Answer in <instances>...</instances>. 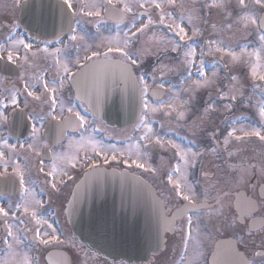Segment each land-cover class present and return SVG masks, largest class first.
Instances as JSON below:
<instances>
[{"label":"snow or ice","instance_id":"6c2138e0","mask_svg":"<svg viewBox=\"0 0 264 264\" xmlns=\"http://www.w3.org/2000/svg\"><path fill=\"white\" fill-rule=\"evenodd\" d=\"M63 3L73 17L78 13L86 17H99L103 10L106 13L117 14L121 22L124 21L126 14L133 12L134 7L144 10L140 15L146 16V21L139 20L138 15L134 14L127 30L106 38L97 45V50L92 51L91 56H85L84 59L91 62L94 58L99 60L103 57V63L92 65L94 81H98L100 76L107 74L110 69H118L120 76L126 82H130L134 87L139 86L142 107L137 127L145 129L139 139L147 143L135 145L136 151L125 157L123 162L128 164L130 160L131 165H135L136 168L157 174L160 168L153 167L147 162L150 155L157 153H150L149 150L172 152V157L167 162L168 166L162 172V180L166 179L165 186L169 188L170 194L184 202L174 214L181 220L180 226L175 230L180 235L183 249L180 264H199L196 257L201 254L200 237L212 238L213 232L224 230L231 232V238L224 242L229 253L227 264H264V234L260 235L257 244L251 228L255 219H252L248 225L244 223L246 214L253 216L257 207L264 205V152L251 158L245 155L246 146L253 138L264 145V98L254 106L258 117L256 126L250 125L247 129L244 127L237 129L234 125L240 118L236 117L225 121L226 134L218 135V129L210 130L207 127L219 107H222L225 112H232L237 104L251 105V98L244 95L240 78L233 74V66L248 65L252 80L258 81L253 84V88L260 89L264 93V71H258L261 68L260 54L264 52V0H234V3L233 0H131V2H124L120 8H116L113 0H106L110 7L84 3L81 0L79 9H75L71 0H63ZM137 21H139L138 24ZM76 23L79 24L80 21L77 20ZM160 26H163V35H158L157 29ZM69 31L72 33L69 41L83 39L82 36L78 37L75 27L69 26ZM167 33H173L175 38L169 37ZM236 34H241L245 38L255 36L260 45L259 48L248 51L244 45H234L230 37ZM197 36L205 38L203 46L199 49V56H197V49L189 42L192 37ZM20 47L26 50L22 60L19 55ZM32 47L23 39L14 41L7 49V62L19 64L21 69H24L25 65L28 68L38 67L37 61L41 58L51 59L53 67L57 68L58 72H63L64 75L52 84L43 79L42 74H33L36 83H30L28 79H25L24 70L20 74V79L24 81L23 91L27 97L43 104L50 102L49 115L56 120L57 116L54 112L58 104L57 92L63 89L66 81L70 84L75 83L76 77L81 73L79 71L72 73L68 61L65 60L62 63L61 49L49 51L47 47L43 49L37 47L36 51H31ZM102 47L106 51L101 52ZM237 47L239 51L236 50ZM2 51H5V48L0 45V52ZM27 52H31V56ZM170 53L176 54L174 60L170 57ZM114 54L118 58L110 59ZM217 55L219 60H213L214 67L209 75L204 57ZM149 56L155 57V62L151 65V85L146 79L147 74L143 72L144 59ZM252 57H255V60L251 59ZM165 60L169 63H165ZM217 65H222L227 71L223 77V83H220ZM80 67L88 68L89 65L84 64ZM168 73L179 75L180 86L173 88L169 85L167 89L169 96L165 101L159 97L163 95L164 77ZM37 84L43 89L41 95H37L34 90ZM213 88L216 89V98L213 99L210 96L202 109L194 111L192 101L196 99L197 94L201 90ZM150 98L153 100L151 105ZM9 105L14 109L20 108L18 92L15 89L0 99V107L7 108ZM61 108L63 111L62 105ZM67 112L69 115L63 117L64 122H77V128L85 127L84 116L71 106L67 108ZM149 112H162L170 122L175 121L177 127H187L193 139L187 144H181L161 136L146 122ZM4 121H7V117L0 112V122ZM161 126L163 127V124ZM201 134L207 141L204 147L197 145L195 139ZM36 135L37 129L33 127L34 140ZM81 142L91 145L96 157H100L103 152L102 158L105 163H108L109 150L113 153L111 159L117 160L118 150L114 147L106 149L94 141L85 142L83 136ZM3 143L10 152L15 151L16 145H7L6 141ZM20 147L24 148V144H20ZM27 148L35 155H40L35 143H29ZM119 151L123 152V150ZM6 155L8 154L0 151V164H3L5 169L8 167ZM8 159L11 160V156H8ZM89 159L93 157L86 156L84 162L86 163ZM161 159L163 160V157ZM77 163L76 157L56 155L49 171H45L42 159L38 171L44 175L45 183L50 186L53 193H57L61 190L59 185L63 183V180L57 177L68 176V172L62 168V165L75 168ZM91 167L95 168L96 165L92 164ZM12 168L19 176L20 187L23 189L25 179L19 171V164L12 161ZM68 178L71 179L70 176ZM197 185H200V192H197ZM242 187L253 192L257 198L244 196L238 190ZM234 191L236 197L234 203L238 214L229 219L227 210L230 209L229 201ZM213 193L215 195H212ZM40 204L41 201L33 196L31 201L17 203L14 209L11 206L7 209L0 206V218H3L2 222L6 230L4 243L10 253L19 255L14 252L13 243L18 244L20 241L14 235L9 221L20 213L30 217V220L37 225L35 229L26 230L34 232V240L39 245L46 246L54 242H62L56 235V229L39 216L36 209ZM190 212L195 214V220L193 215L189 214ZM20 223H24V220L21 219ZM41 225H47L51 232L42 231ZM7 237H12V242ZM190 248L194 249V256L188 260ZM0 264H7V262H0ZM18 264H36V262L27 254H23Z\"/></svg>","mask_w":264,"mask_h":264},{"label":"flooded vegetation","instance_id":"af4514ba","mask_svg":"<svg viewBox=\"0 0 264 264\" xmlns=\"http://www.w3.org/2000/svg\"><path fill=\"white\" fill-rule=\"evenodd\" d=\"M21 0H0V45H3L5 48V51L0 52V58L2 60H7V49L13 44L14 41L20 40L21 38H16L14 36L6 35L8 32L11 31L12 28L17 26L18 19H17V11L19 8V3ZM96 4L102 5L103 7H107L106 0H96ZM114 4V3H113ZM115 5V4H114ZM76 9H79L76 7ZM101 15L99 17H86L81 14H77L73 18V26L74 27H80V28H86L90 27L88 30L89 32H92L95 30L98 26H105L109 23L105 18ZM138 10H133V12H130L126 14V18L124 19V22H128L132 19L134 14L137 13ZM79 20L80 23L77 24L76 21ZM99 20L100 22L97 23L96 21ZM2 38H4L2 40ZM29 44H31L32 50L37 49V47L43 49L44 47L49 48V51H52L55 47L60 46L61 41H57L56 43H53L51 46L48 45L50 42L46 41H40L38 44L32 43L30 40L27 41ZM26 42V43H27ZM47 45V46H46ZM49 46V47H48ZM26 50H24L22 47L19 48V55L22 57L25 55ZM29 56H31V52H27ZM112 57V56H111ZM103 58V57H101ZM79 63L80 56L77 58ZM85 62V61H82ZM38 67L34 68H28L27 65H25L24 69H21L19 64H14L18 68L17 74H13V72L16 70L14 66H11L9 69H6V67H3L4 71L6 73H1L0 71V99H3L6 97L10 91L13 89L17 90L18 92V100L20 102V108L14 109L11 105H9L7 108L0 107V112H3L4 115L7 117V121L0 122V151H3L8 154V150H6V146L4 149L2 148L1 144L6 141L7 145H16L15 151L13 152V156L11 157V160L8 159V156L10 154L6 155L5 160L8 161V167L7 172L5 174L2 173V167L0 164V175L1 176H13L16 178L15 182L17 183V186L10 187V190H16L14 195H10L8 193H0V206L5 207L6 209L10 206L12 208H15V205L17 203L23 204L22 198L27 194L30 193L33 196H35L36 199L41 201V204L37 207V211L39 213V216L47 220L49 224L53 226L52 216H55L56 225L58 223V226H56V235L59 237V241L62 242H54L49 245H40L38 242L34 240V232L33 231H27L26 229H35L37 225L34 222L27 223L25 227L21 226V228L16 229V231H13L14 234L17 235L19 238L20 243H24L23 246L26 247H33L36 250L39 251L41 255H43L45 252L50 250H64L68 255V260L70 264H77V260L79 259L78 256L74 258L73 253L71 252L72 249H76V251L80 250V243L73 237H71L69 229L66 225V222L64 221V214H63V205L64 202L69 194L68 184L65 186L60 187V191L57 193H53L52 189L49 185L45 183L44 175L38 171V168L40 166V160L42 159L44 161V168L48 166V164L53 160V158L58 154H64V145L65 143L72 140V138H80L83 136L84 140L92 137L91 128L97 127L99 130L98 135H94L98 142L103 143L106 149H110L112 147V133L113 129L104 126L100 121L94 120L90 116L85 117L86 118V124L84 128H78L75 133L70 134L69 131L66 132L64 138L61 141H56V131L52 130V134L50 136V139L46 137V135H43L42 129L47 123L49 119H52L51 115H49L50 109V102L49 104H43L40 101H34L31 97H27L26 93L23 91L24 89V81L20 79L21 71L24 70L26 75L25 79H28L30 83H36V80L33 78V74H42L43 79L50 78V74H53L54 76L51 77L52 80H56L58 77V72L56 71L57 68L53 67V61L51 59L49 60H42V58L37 61ZM44 68V69H43ZM1 69V68H0ZM144 69V68H143ZM46 71L45 73H40L41 71ZM49 74V75H48ZM34 80V82H33ZM57 81V80H56ZM56 81H52L53 83ZM52 84V83H49ZM37 92V95H41L43 93V89L40 87L39 84H37L36 89H34ZM69 90L64 85L63 89H60L57 92V100L58 104L55 107L54 114L57 116V120H60L64 115L69 114L67 112V108L69 106H72L71 102V95L69 94ZM197 100V99H195ZM193 100V101H195ZM25 101H27V106H25ZM192 101V103H193ZM203 100H197L195 104L193 105L194 111H199L204 106ZM61 104L66 105V109L63 111L60 110ZM74 108V107H73ZM77 111L76 109H74ZM78 112V111H77ZM15 113V135H20L21 132L24 130V126L22 125L23 121L28 122V126L26 129V132L22 134L20 138L15 139L9 131V119L13 116ZM29 116H31V119H29ZM213 117L215 118V128L213 130L218 129V135H220V107L218 110L213 114ZM35 127L37 129V135L35 137V140L32 136V129ZM183 134H186L191 140L193 139L191 132L184 131ZM121 138L126 141V138L124 135H121ZM197 145L200 147H204L205 143L207 141L204 138V135L201 134L200 136H197L196 138ZM222 139V136H221ZM60 140V139H59ZM29 143H35L37 150L40 152V155L37 156L34 154V152L30 151L27 148V145ZM20 144H24V148L20 147ZM264 152V145H262L257 139L253 138L246 146L245 155L249 158L258 156L260 153ZM170 158L172 157V152H169ZM103 155V152L101 153ZM112 154L110 151H108V157L109 160L111 159ZM102 160V158H100ZM12 161H15L17 164H19V171L23 174L25 179V186L22 189L20 187L19 183V176L13 171L12 168ZM98 162V160H96ZM219 163V161H217ZM100 164V162H98ZM111 166L110 161L108 165ZM160 168V171H158L157 174H152L150 172L144 171L143 173L146 176V179L151 183V185L154 187L155 191L159 195L163 207L164 212L166 215H170L172 211L177 209L183 201H179L176 197L170 194L169 188L166 187V179L162 180V172L165 170V168ZM46 171V170H45ZM47 172V171H46ZM197 175L199 174V167L196 169ZM51 179V177H49ZM72 184V182H71ZM16 188V189H14ZM244 196H250L253 197V199H256V195L248 190L247 188H240L238 189ZM30 191V192H29ZM201 188L200 185H197V192H200ZM212 195H215L213 193ZM236 197H235V191L232 193L230 197V209L227 211L229 212V219L233 215H237V208L234 203ZM212 202V201H209ZM243 206V203H242ZM190 215H193V219L195 220V214L189 213ZM255 219V223L251 225L252 228V234L255 238V242L259 243V238L261 234H264V205H261L257 207L255 210L253 216L245 215L244 223L245 225H248L249 222ZM3 218H0V227L1 232L6 233L4 224H3ZM11 222V219L9 223ZM181 220L179 218H174L171 228L169 231L165 232L163 235V246L162 248L154 253L152 255V258L148 262H143L140 264H180L181 262V253L183 251L182 245H181V238L178 232L175 230L180 226ZM45 226V227H42ZM42 231L49 230L51 232V229L47 228V225H41L40 226ZM68 234L67 238L64 236ZM32 236L31 241L26 240V238H30ZM9 238V237H8ZM7 238V239H8ZM231 238V232L228 230H224L222 232H213L212 238H207L205 236L200 237V255L196 257L198 259L199 264H206L205 262H208V255L212 250V247L214 243L217 240L220 239H228ZM67 239V242H66ZM241 251L243 249H240ZM92 256L94 258H99L96 255ZM194 256V249L190 248L188 252L187 259L190 260ZM39 259V258H38ZM102 262H107V264H130V263H124V262H111L109 260L101 259ZM40 260V259H39ZM95 261V260H94ZM56 262H63L62 258L57 260ZM218 262H223L222 259L218 260Z\"/></svg>","mask_w":264,"mask_h":264},{"label":"water","instance_id":"95a60500","mask_svg":"<svg viewBox=\"0 0 264 264\" xmlns=\"http://www.w3.org/2000/svg\"><path fill=\"white\" fill-rule=\"evenodd\" d=\"M18 16L24 29L42 38L60 35L70 26L69 14L58 0H27ZM101 63L103 60L93 61L88 68L79 69L81 75L70 85L95 117L112 126H126L137 114L138 87L126 82L118 69H110L94 81L92 65ZM7 182L9 179L0 178V187L9 185ZM64 212L72 234L89 251L128 262H139L156 251L168 223H164L152 189L125 171L85 172L75 184ZM214 251L217 257L216 247ZM48 257L52 259L51 254Z\"/></svg>","mask_w":264,"mask_h":264},{"label":"rangeland","instance_id":"374dc122","mask_svg":"<svg viewBox=\"0 0 264 264\" xmlns=\"http://www.w3.org/2000/svg\"><path fill=\"white\" fill-rule=\"evenodd\" d=\"M71 2L74 4L75 7L80 8L81 0H71ZM83 2L84 3H96V0H83ZM124 2H131V0H120L119 5L122 6ZM233 3H234V0H233ZM257 11H259L258 8H257ZM139 20H143V19H139ZM144 21H146V19H144ZM130 23H131V21L124 23L120 26H116V27L110 26L108 28H105V26H102V27H98L97 29L93 30L92 32L80 30L81 32H76V34L78 35V37L82 36L83 39H78L77 41H74V42L73 41H65L64 43H62V45L55 47L52 51H54L55 49H61L62 50V55H61L62 63L66 60L69 62V67L73 68L77 65V61L75 58H77L80 53H82L83 51H87L89 49L97 50V45L101 44V42L104 41L109 36H113L116 33H122L123 31L127 30V28L130 27ZM138 23H139V21H137V24ZM157 32H158V35H163L164 34L163 26H160L157 29ZM189 36H191L190 32H189ZM169 37H171V36H169ZM204 39L205 38L197 36V37H192L189 41L193 45V47H195L197 49V56H199V49H200V47L203 46ZM230 39L234 45H244L245 47H247L248 51H253L256 48H259V46H260L258 41L256 40L255 36L245 38V37H242L241 34H236L235 36L230 37ZM70 47H72L73 49L70 50L69 49ZM68 50H70V51L68 52ZM236 50L239 51V48L237 47ZM33 51H36V49H34ZM169 55L173 60L175 59L174 55H171V54H169ZM260 55H261V60H260L261 68L258 69V71H264V52H261ZM42 56H43V54H42ZM251 59L255 60V57H252ZM42 60H45V59L42 58ZM213 60H219V55H217L215 57H213V56H205L204 57L206 71L208 72L209 75L211 74V71L213 70V67H214L213 63H212ZM154 62H155V57H152V56H149V57L144 59V65H148V63H154ZM165 63H169V61L165 60ZM197 63H199V59H197ZM216 68L220 72V78H221L220 83H223L224 82L223 77L227 74V71L223 69L222 65H217ZM56 71L58 72V70H56ZM232 71H233V74L237 75L240 78V82L243 84V91H244L245 97L251 98V105H250L252 107L251 112L255 116L256 115V108L254 106L257 105L261 101L258 98V94L261 95V92H262L260 89H254L253 88V84L257 83L258 81L252 80V78L250 76L248 65H235V66H233ZM57 74H59L60 77H62L64 75L62 71L58 72ZM33 78H34V76H33ZM148 78L151 80V74H148ZM177 80H179V78ZM213 89H215V88H213ZM152 103L153 102H150L149 104L151 105ZM61 105L63 106V110L66 109L65 104H61ZM237 105L238 106H245L244 104H237ZM250 106H246V107L250 108ZM249 108H244V109L236 111V115H237V112L249 111ZM245 109L247 111H245ZM60 110L62 111L61 106H60ZM161 119L166 120L167 118H165L163 116ZM257 119H258V117H257ZM229 120H232V119H229ZM167 121L168 122H166L165 126L162 129H158V130H164V129L169 130L171 127L169 124H171L172 122H170L169 120H167ZM146 122H149V121L147 120ZM257 124H258V121L253 122V120L245 119V117L244 118L240 117L239 121H237V123L235 124V127L237 129H239L241 127H244L247 129L250 125L256 126ZM151 127L154 131L156 130V128H154L153 126H151ZM139 129L140 128H138L137 126H132L130 129L126 130V133L128 136H132L131 134L134 133V130L136 132ZM226 129L227 128H225V132H226ZM140 135L141 134H138V132H137L134 135L133 140H131L130 142H128L124 145L118 146V147L112 146L118 150L116 152L117 160H120L121 156L124 158L128 157L132 154V152L136 151V148L134 146L143 143L140 141V139H138L140 137ZM119 136H120V132L113 131L112 137H119ZM88 140L94 141L103 147L105 146L103 143L98 142L97 139L94 138V136H92V137H90L84 141L86 142ZM1 146L4 149V147L6 145L4 143H2ZM5 149L8 150L7 146ZM129 149H131V151H129ZM119 150H123V152L121 153V151H119ZM149 151H150V153H153V152L156 153L155 150L152 151L150 149ZM77 152L93 153L91 145H89L87 143H82L81 139L79 137L78 138L76 137V138H72V140L65 143L64 154H58V155H67V156L73 157V153H77ZM110 153L113 155V153L111 151H110ZM8 154H10L11 157L14 155L13 152H10V151L8 152ZM155 157H157L156 154L150 155L147 162L150 164L152 162V159H154ZM163 157H166L167 160H169L170 154L167 153V155H166L164 153ZM51 165H52V161L48 164L47 167H45V170L49 171L51 168ZM117 166H121V165H117ZM2 167H4V166L1 165V168ZM62 168H64V170H66V171L72 169V167H70V166H63V165H62ZM5 172H7V170L4 167V168H2V173L5 174ZM32 198H33V195L30 193H27L22 198V202L31 201ZM21 219L24 220V223H20ZM30 222H31L30 217H26L23 215V213H20L16 218L11 219L10 224L12 226V230L16 231V229L21 228V226L25 227L26 224L27 223L29 224ZM42 227H45V226H42ZM45 231H47V230H45ZM48 232H50V231L48 230ZM14 235H16V234H14ZM67 236H68V234H66L64 237L67 238ZM9 241L12 242V237H9ZM66 242H67V239H66ZM3 246L4 247H3L2 253L0 254V262L6 261L7 264H18L20 257L23 254H27L29 257H31L33 260H35L36 264H43L42 262H39V260L37 259V255H39V251L33 247H30V246L26 247V246H23V244H21V243H18V244L13 243L14 252L19 253V255H14V254L9 252L8 247L5 243L3 244ZM36 247H40V245L36 246ZM70 250L73 253L74 258L76 256H78L79 259L76 262L77 264H107V262H102L99 258H94L88 252L83 250V248H80L79 253H78V250L76 251V249L71 248Z\"/></svg>","mask_w":264,"mask_h":264}]
</instances>
